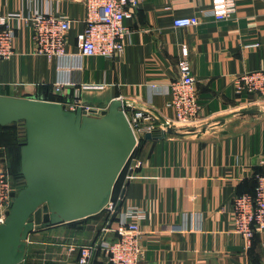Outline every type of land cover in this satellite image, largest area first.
<instances>
[{"label":"crops","instance_id":"0c3cea01","mask_svg":"<svg viewBox=\"0 0 264 264\" xmlns=\"http://www.w3.org/2000/svg\"><path fill=\"white\" fill-rule=\"evenodd\" d=\"M236 1L235 14L218 21L209 12L213 0H137L126 19V47L111 59L80 54L83 0H0L3 15L49 10L72 20L68 55L61 60L35 54L31 27L18 28L15 54L0 60V95L40 97L46 91L69 109L79 103L100 111L122 99L128 111L151 109L173 119L169 85L180 77L182 48H188L202 105L196 127L206 130L144 140L127 163L122 207L139 206L147 215L139 264H264V231L248 243L232 221L235 195L251 193L254 178L264 172V106L261 113L241 112L251 95L239 93L235 84L243 73L264 71V0ZM191 15L201 23L174 26L176 17ZM58 80L67 82L61 92L53 87ZM9 165V151L0 143V171ZM131 174L137 177L128 180ZM103 220L35 230L25 259L36 260L43 248L48 260H61L63 244L100 238ZM95 263L110 264L102 252Z\"/></svg>","mask_w":264,"mask_h":264},{"label":"water","instance_id":"95a60500","mask_svg":"<svg viewBox=\"0 0 264 264\" xmlns=\"http://www.w3.org/2000/svg\"><path fill=\"white\" fill-rule=\"evenodd\" d=\"M127 105L125 100L114 99L99 114L82 107L69 110L46 91L40 97L0 95V126L22 122L26 135L20 148L25 186L13 197L7 218L0 224V264L22 263L33 231L105 209L137 146L124 110ZM241 112L261 113V108ZM155 114L163 127L146 133L145 141L200 135L206 130L177 127Z\"/></svg>","mask_w":264,"mask_h":264},{"label":"built area","instance_id":"2783aa9c","mask_svg":"<svg viewBox=\"0 0 264 264\" xmlns=\"http://www.w3.org/2000/svg\"><path fill=\"white\" fill-rule=\"evenodd\" d=\"M83 2L86 7V27L78 34L80 54L87 57L115 58L126 47L125 39L131 33L126 19L132 17L131 7L137 3V0H83ZM237 5L236 0H213L209 12L215 20H225L235 14ZM200 23L199 15L174 19L175 27H191ZM23 25L31 27L33 31L35 54L60 60L68 55L66 37L72 25L71 19L49 10L36 11L28 15L13 12L0 14V60L9 59L15 54L17 30ZM258 45L256 43L247 46ZM179 68L180 77L169 85L171 100L168 106L174 110L175 116L167 121L175 126L176 123L184 124L177 127L196 126L201 116L202 105L186 46L182 48ZM66 84L67 82L58 80L53 85L54 90L61 92ZM235 84L239 93L251 95L249 105L260 107L264 104L263 70L243 73L235 79ZM86 86L102 87L103 85ZM79 107L101 113L99 109L79 103L70 109L66 108L75 111ZM124 110L136 136V147L144 141L146 133L163 127L160 119L151 109L128 111L126 107ZM139 164L140 162L137 165ZM135 177L137 176L131 174L126 178L131 180ZM256 177L254 194H237L233 199L234 231L242 235L248 243L252 242L256 233L264 231V172ZM21 188L23 187L14 181L9 171H0V224L5 222L11 201ZM123 197L122 193L116 199L111 197L106 205L104 210L109 214V221L104 226L100 238L87 244L75 241L63 244L69 257L76 256L74 261L66 264H96L95 260L100 252L106 255L110 264H139L142 261L145 249L142 243L141 222L146 219V211L139 206L130 205L123 208ZM108 234H112L111 237Z\"/></svg>","mask_w":264,"mask_h":264},{"label":"trees","instance_id":"16d2710c","mask_svg":"<svg viewBox=\"0 0 264 264\" xmlns=\"http://www.w3.org/2000/svg\"><path fill=\"white\" fill-rule=\"evenodd\" d=\"M50 98L55 101H62L60 97L55 96V95H51ZM25 140H26V135L24 131V123L20 122V123L13 124V125L0 126V143L8 149L9 154H10V165H9L8 171L12 175L14 181L18 182L22 187H24L25 185H24L22 175L20 174V148H21V145L25 142ZM126 169H127V164L125 165L124 169L122 170V172L120 173L116 181V184H115V187L112 193V198L116 199L122 192L121 191L122 186L125 184ZM256 185H257V177L254 178V187L250 191L252 194H254L255 192ZM101 215L102 216L104 215L103 222H104V225H106L109 221V214L106 210H102L100 213H97L95 215L89 216L84 219L68 222L66 224L74 225V223L78 221L85 220L90 217H95V216L98 217ZM257 234L258 233H256L255 236L253 237L252 243L255 237L257 236Z\"/></svg>","mask_w":264,"mask_h":264},{"label":"rangeland","instance_id":"374dc122","mask_svg":"<svg viewBox=\"0 0 264 264\" xmlns=\"http://www.w3.org/2000/svg\"><path fill=\"white\" fill-rule=\"evenodd\" d=\"M253 106V105H252ZM251 105H249L247 108H250L252 107ZM255 106V105H254ZM264 106V104L261 105V107ZM177 126H183L184 124L183 123H176ZM183 124V125H182ZM100 218V220L103 218V217H100V216H95V217H90L88 219H85V220H81V221H78L76 223H74V225L78 224V223H81L83 221H86V222H90L92 223L93 221H95L96 219ZM104 219V218H103ZM61 248H63L62 250V255H63V258L61 260H58L57 261H54V262H51L50 260H48L46 257H47V252L41 248L40 250L37 251V253L34 255L36 260H34L33 258V261L30 262L29 258L25 259L21 264H66L68 262H70L72 260V256L69 257L68 256V252L67 250L61 246Z\"/></svg>","mask_w":264,"mask_h":264}]
</instances>
